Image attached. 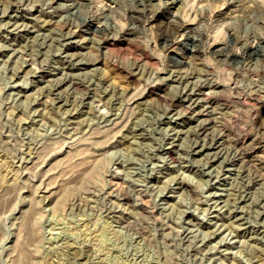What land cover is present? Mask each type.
Masks as SVG:
<instances>
[{
    "label": "rangeland",
    "instance_id": "374dc122",
    "mask_svg": "<svg viewBox=\"0 0 264 264\" xmlns=\"http://www.w3.org/2000/svg\"><path fill=\"white\" fill-rule=\"evenodd\" d=\"M0 264H264V0H0Z\"/></svg>",
    "mask_w": 264,
    "mask_h": 264
},
{
    "label": "bare ground",
    "instance_id": "6f19581e",
    "mask_svg": "<svg viewBox=\"0 0 264 264\" xmlns=\"http://www.w3.org/2000/svg\"><path fill=\"white\" fill-rule=\"evenodd\" d=\"M53 92V91H52Z\"/></svg>",
    "mask_w": 264,
    "mask_h": 264
}]
</instances>
